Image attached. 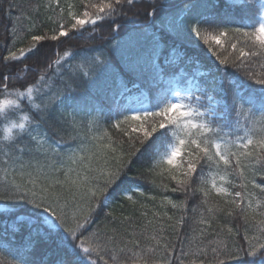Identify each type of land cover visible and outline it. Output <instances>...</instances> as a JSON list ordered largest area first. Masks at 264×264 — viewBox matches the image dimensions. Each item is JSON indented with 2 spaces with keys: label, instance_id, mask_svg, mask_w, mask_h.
I'll return each mask as SVG.
<instances>
[{
  "label": "snow or ice",
  "instance_id": "snow-or-ice-1",
  "mask_svg": "<svg viewBox=\"0 0 264 264\" xmlns=\"http://www.w3.org/2000/svg\"><path fill=\"white\" fill-rule=\"evenodd\" d=\"M79 2L82 12L74 11L73 2L49 0L45 17L56 25L52 34L41 21V34L25 29L30 35L27 49L0 55V63L12 68L7 75L0 72V155L6 157L0 161L5 165L0 178V247L18 257L11 264H205L201 257L207 249L189 241L176 255V247L162 243L164 226L156 229L153 221L140 232L132 216L121 218L120 223L128 225L122 234L107 227L120 206L113 204L114 198L123 194L135 203L129 192L143 196L141 189L149 185L166 191L165 180L174 182L171 192L185 196L179 203L163 197L173 209L187 212L188 198L199 195L209 214L227 212L243 221L242 239L248 240V247L214 241V264H228L237 251L251 257L246 264H264V0H154L150 11L133 12L145 23L114 45L111 40L127 23L125 9L131 11L135 0ZM12 7L9 4V10ZM250 12L258 18L248 16ZM225 20H239L240 26L227 27ZM89 26L93 31L107 29L111 37L107 50L98 45L88 49L99 52L85 58L95 79L85 81L70 66L55 92L43 77V84L13 81L19 65L28 70L24 61L32 55L36 70L47 64L44 42L63 44L61 38L82 37ZM100 39L106 37L100 34ZM190 40H202L201 48L211 42L204 51H211L217 62L197 65L198 58L187 47ZM200 66L206 71L189 72ZM181 81L187 84L183 93ZM17 83L24 90L17 89ZM82 85L95 94L90 99L95 134L90 139L71 136L72 146L61 151L62 117L68 108L79 106ZM34 99L40 102L28 103ZM17 173L27 180L18 182ZM230 175L240 183L227 181L224 186ZM213 192L222 206L210 203ZM177 223L183 226L184 217ZM250 229L256 234L250 235ZM225 235L239 236L240 231L228 228Z\"/></svg>",
  "mask_w": 264,
  "mask_h": 264
},
{
  "label": "trees",
  "instance_id": "trees-1",
  "mask_svg": "<svg viewBox=\"0 0 264 264\" xmlns=\"http://www.w3.org/2000/svg\"><path fill=\"white\" fill-rule=\"evenodd\" d=\"M49 0H0V55H7V50L10 49L15 51L18 48L27 49L30 41V35L27 34L25 29L32 31V34H41L38 29L41 27V21H44L47 25L44 27V31H48V34L51 35L52 32L50 29L55 28L56 25L54 23L48 22L45 17V12L47 8ZM67 2H73L76 4V8L74 11L82 12L83 8L80 6L79 0H61V4H65ZM93 3H98L99 0H92ZM154 0H135V7L132 8L131 11H126V19L127 23L124 25V30L116 37L115 40H111V37L107 35V29L97 28L95 31L92 30V27L89 26V30L84 33L82 37L72 36L71 39L61 38L64 40V43L61 44L56 41H48L44 42L46 47L44 51L47 53V64L41 63L39 65V69H37L36 56L32 55L30 58L24 61V64L28 66V70H24V65H19L15 75L13 76V81L19 80H28L29 82H41L44 81L41 79L46 78V87H51L52 91L55 92L59 86L60 82L65 79L63 73L65 69H68L70 66L76 69L81 75H83V79L88 81L90 79H95V75L89 71L87 65L85 64V58L89 55H99V52L89 53L88 49L91 46H100L104 50H107L109 47V40L114 45L119 42L121 39L126 37L127 33L132 30L134 26H139L145 23L142 16L133 17V12L137 10H143L144 8H149V5L153 3ZM177 4L180 3V0H175ZM9 4H12L13 7L9 10ZM16 6H19L17 8ZM39 9L38 11L36 9ZM21 13L23 15L21 16ZM48 15H53V13L49 12ZM248 16L256 17L255 12H250L247 14ZM21 16L20 20H17L16 17ZM55 19V16H53ZM30 20L33 23H30ZM151 18L149 17V21ZM224 23L227 24V27H238L240 26L239 20H225ZM15 25V28L12 26ZM114 28V26H113ZM155 30V29H153ZM203 32V29H201ZM212 32L211 29L208 30ZM13 33L16 34L15 39L13 38ZM100 34H103L106 39L101 40ZM215 34V33H213ZM225 38H222L224 40ZM200 44H203L201 40L200 43L192 42L191 40L188 42V50L190 54L197 57V65L200 64L201 61H207L208 63L217 62L216 58L213 56L211 51L205 53L204 48H211L213 45L210 42L209 44H205L204 48L200 47ZM224 47L227 48V42L225 40ZM220 52L223 56H227L228 53L224 52L223 49H220ZM109 57H111L112 53L108 52ZM103 59V57H101ZM59 61V64L57 63ZM6 63H0V72L5 73L6 75L12 72V68L10 65L6 66ZM50 65V67H49ZM83 65V66H81ZM258 72L259 68L256 69ZM205 72L206 68L200 67H192L189 69V72ZM17 89H20L19 83L16 84ZM187 87L185 81H181L180 90ZM33 98L36 97L37 93L33 92ZM94 93L88 89L86 85H82L80 89V104L78 107L68 108L62 117V120L66 123L63 124L64 131L60 133V137L63 138L64 143L60 146L61 151H66L69 147L72 146L73 141L70 139L71 136H78L81 139L84 137L91 138L93 134H95V128L92 124V118L94 116V112L92 111L90 99L94 97ZM149 100H151V94H148ZM3 98V97H0ZM24 99L27 100V97ZM39 103V100L28 101L31 103ZM135 106V105H134ZM260 113L257 112L255 114V118L257 119V123H261L260 121ZM15 119V117H13ZM109 121L105 119L103 121V127L107 128ZM3 124H0V137L3 135ZM111 132L112 130L109 129ZM115 135V133H113ZM58 137V138H60ZM27 143V141H25ZM23 146V144L21 145ZM6 159L3 155H0V161ZM38 159L43 162V157H38ZM5 165L0 164V178L3 177ZM9 179L12 178L11 169L8 170ZM62 178V177H61ZM134 178L130 177V179ZM27 180V176H20L17 173V181ZM227 181H234L236 184H239L240 181L235 179L233 176L226 177V181L224 182V186H227ZM218 185L221 183L219 179L217 180ZM259 182V178H258ZM143 183V182H141ZM159 183V181H157ZM164 183L168 184V189H153L151 185L147 188H142L144 195L141 196L139 192H129L128 195H132L134 200L126 201L123 194H120L118 198L113 199L114 205H120L119 207L114 208V214L116 219L113 220L109 218L106 221L107 227L109 229L116 228L122 234L125 230L128 229L127 224L120 223L122 217L132 216L133 223L137 225L136 231L140 232L144 228L148 227V222L153 221L154 228L158 229L160 225L164 226V231L162 233L165 240L162 243H169L177 248L176 255H179V249L181 247L187 249L188 242L191 241L193 245L199 244L201 248L207 249V254L204 257L205 264H214L215 258L212 255L211 248L215 245L214 241L218 240H228L229 246L232 247V242H235V245L238 246L239 249H246L248 247V240L242 239L244 234V226L243 221H237L235 216L227 215V212H221L216 214H209L204 211V206L201 205L202 196H197L196 198H188L187 205L188 211L184 212L180 209H173L171 204L167 203V201L163 200L165 195L169 196V198L179 203L185 200V196L183 193H173L171 192V187L174 182H169L167 180ZM135 188V185H132ZM257 197H260L261 194L259 192L256 193ZM155 197V199H153ZM210 203L223 205V201L217 196L215 192L212 193L210 197ZM193 209H197L198 211L194 212ZM105 211H109L106 209ZM146 213V215H145ZM167 213V216H171L172 220H167V217L164 215ZM202 213V215H201ZM154 214H159L158 216H154ZM184 217L185 224L181 226L179 223V219ZM201 220L209 221V223H201ZM171 225H175L173 229L170 227ZM228 228H232L234 231L239 229V236L227 237L225 234L227 233ZM250 235H255V230L250 229ZM234 250H236L234 248ZM0 264H11L13 259H18V257H14L9 255L4 247H0ZM251 259V257H245L243 251H237V257L233 260L229 261L228 264H246V261ZM237 260H240L237 262Z\"/></svg>",
  "mask_w": 264,
  "mask_h": 264
},
{
  "label": "rangeland",
  "instance_id": "rangeland-1",
  "mask_svg": "<svg viewBox=\"0 0 264 264\" xmlns=\"http://www.w3.org/2000/svg\"><path fill=\"white\" fill-rule=\"evenodd\" d=\"M181 91H182V93H183V89H181ZM146 103H147V101H146ZM136 106V105H135Z\"/></svg>",
  "mask_w": 264,
  "mask_h": 264
}]
</instances>
